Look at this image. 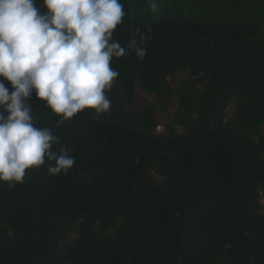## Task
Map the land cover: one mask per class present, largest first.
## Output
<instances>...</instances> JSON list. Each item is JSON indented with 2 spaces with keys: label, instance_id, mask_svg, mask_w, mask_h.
<instances>
[{
  "label": "trees",
  "instance_id": "obj_1",
  "mask_svg": "<svg viewBox=\"0 0 264 264\" xmlns=\"http://www.w3.org/2000/svg\"><path fill=\"white\" fill-rule=\"evenodd\" d=\"M120 2L113 40L127 49L144 33L147 55L113 57L106 114L57 127L33 92L34 125L75 164L0 182V264H264V0ZM137 88L156 102L129 112ZM175 96L179 113L157 135Z\"/></svg>",
  "mask_w": 264,
  "mask_h": 264
},
{
  "label": "clouds",
  "instance_id": "obj_2",
  "mask_svg": "<svg viewBox=\"0 0 264 264\" xmlns=\"http://www.w3.org/2000/svg\"><path fill=\"white\" fill-rule=\"evenodd\" d=\"M0 0V182L23 183L26 172L41 169L66 175L75 164L69 149L54 146L59 138L50 128L36 127L29 99L35 91L56 116L57 127L89 110L97 116L111 109L105 95L119 73L113 57L130 49L143 60L150 36L139 33L128 48L113 40L126 15L120 0ZM156 12L159 0H151ZM151 32V28L147 29ZM5 113L7 115H5ZM51 162H54L51 163Z\"/></svg>",
  "mask_w": 264,
  "mask_h": 264
},
{
  "label": "rangeland",
  "instance_id": "obj_3",
  "mask_svg": "<svg viewBox=\"0 0 264 264\" xmlns=\"http://www.w3.org/2000/svg\"><path fill=\"white\" fill-rule=\"evenodd\" d=\"M186 79L185 73H178L169 78V81L172 85V88L176 90V88L180 85V83ZM155 98L153 95L147 94L137 88L134 98V103L131 109H128L129 112H135L145 108L150 104H154ZM179 98L175 96L168 104L166 110L159 109L157 112V128L155 129V134L157 135H165L166 126L168 122L173 119L179 113ZM231 109L228 111V115H231ZM262 212L264 213V199L261 201Z\"/></svg>",
  "mask_w": 264,
  "mask_h": 264
}]
</instances>
